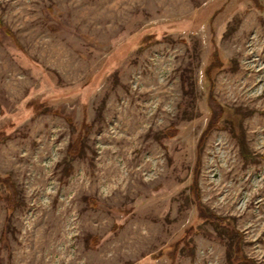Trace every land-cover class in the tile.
<instances>
[{
	"label": "rangeland",
	"instance_id": "rangeland-1",
	"mask_svg": "<svg viewBox=\"0 0 264 264\" xmlns=\"http://www.w3.org/2000/svg\"><path fill=\"white\" fill-rule=\"evenodd\" d=\"M241 256L264 264V0H0V264Z\"/></svg>",
	"mask_w": 264,
	"mask_h": 264
},
{
	"label": "trees",
	"instance_id": "trees-1",
	"mask_svg": "<svg viewBox=\"0 0 264 264\" xmlns=\"http://www.w3.org/2000/svg\"><path fill=\"white\" fill-rule=\"evenodd\" d=\"M207 107L210 110V122L208 127H215L217 126L218 122L221 119V107L219 105H217V103L215 102V100L213 98H208L207 100ZM207 131V130H206ZM169 134V133H167ZM171 134V133H170ZM245 157V156H244ZM14 194L13 189H12V194L11 196ZM198 209L202 212V214L204 213V211H202V207L200 205L197 206ZM205 214V213H204ZM207 218H209L214 224H218L219 222H221L220 218L214 217L212 215L207 216ZM230 236V235H228ZM236 248L234 249V252H236ZM239 257H235L234 259H237ZM234 259H230L229 264H254L253 261L248 260L246 257H240V259H237V261H235Z\"/></svg>",
	"mask_w": 264,
	"mask_h": 264
}]
</instances>
